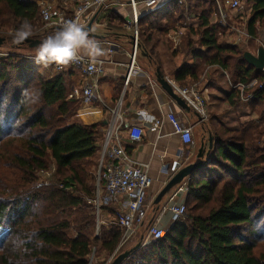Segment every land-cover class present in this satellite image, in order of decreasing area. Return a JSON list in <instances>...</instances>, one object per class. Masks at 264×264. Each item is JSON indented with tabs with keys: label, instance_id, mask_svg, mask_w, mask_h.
<instances>
[{
	"label": "trees",
	"instance_id": "obj_1",
	"mask_svg": "<svg viewBox=\"0 0 264 264\" xmlns=\"http://www.w3.org/2000/svg\"><path fill=\"white\" fill-rule=\"evenodd\" d=\"M37 1L0 0V32L11 31L0 38L14 51L0 57V264H88L91 254L105 264L122 231L109 225L95 234V184L88 173L94 161L97 166L104 124L74 120L81 103L67 98L72 70L46 76L54 64L17 53L28 48L11 35L23 20L32 25L27 39L40 38ZM247 1L254 35L256 26L264 28V0ZM214 5L170 0L145 13L138 19L137 50L161 71L157 40L176 30L184 12L200 7L197 28L186 27L180 51L166 41L176 66L172 77L185 86L216 66L252 95L243 104L254 118L235 129L215 124L202 165L185 179L183 220L167 227L163 238L131 248L122 264H264V252L257 251L264 242V71L248 65L236 46L218 42L223 25L210 22ZM99 19L107 20L114 36L124 35V20L115 12ZM56 30L48 29L43 39ZM239 102L231 91L229 105ZM50 163L53 182L35 186L37 173ZM102 211L109 216L114 208Z\"/></svg>",
	"mask_w": 264,
	"mask_h": 264
},
{
	"label": "crops",
	"instance_id": "obj_2",
	"mask_svg": "<svg viewBox=\"0 0 264 264\" xmlns=\"http://www.w3.org/2000/svg\"><path fill=\"white\" fill-rule=\"evenodd\" d=\"M108 10L115 12L122 19H124L126 15L130 16V10L128 8H109L96 16L91 30L94 35L98 36L96 39L102 42L101 47L105 50V55L99 58L104 62L103 73L98 81L99 100H95L88 105H81L74 120L83 124L102 122L104 124L102 128L103 138L107 124L112 121L116 115L119 117L121 121L123 145L126 151L135 161L148 166V176L151 183L146 198L147 200L153 201L168 180L178 170L183 168L179 159L183 150L186 149L180 143L178 136L173 134L172 127L165 117L166 114L169 112L174 113L181 120L182 124L191 128L193 137L191 146H195L196 140L199 142L198 149L194 148L193 151L196 156L202 144V133L207 134L208 121L203 124L204 122L200 121L195 112L192 110L185 112L176 105L156 81V70L158 69L160 71V69L154 63L150 62L148 56L140 53L138 50L135 55L134 66L129 75L131 53L133 50V43L130 37L131 34L125 32L124 35H113L114 32L107 27V20L99 19V17L105 15V12ZM68 13L70 14L71 10L68 11ZM140 13L142 16L147 13V11L141 7ZM192 25L188 26V24H185L180 28H182V30L186 27L194 28ZM96 28H101L102 33L97 35ZM178 30L180 31L178 28L174 31H170L165 38H159L156 43V50L161 59L160 72L166 80H170L174 83L176 82L172 77V73L176 66L167 49L168 47L166 48L164 46V48H162L161 46L163 44L161 42L163 40L165 43L168 41L172 46L170 37L175 32H178ZM106 43L114 45L111 53L107 52L108 47ZM211 69L213 70L211 71ZM63 70H72L73 72L69 92L72 87L79 88L88 81L69 66L64 67ZM209 71H211L210 74L212 77H210L208 81H204L206 78L202 80L199 83V90L202 91L206 99V110L209 111L211 125L214 126V124H218L226 128L235 129L238 127L239 121L231 110L235 111L239 109V107L238 105L233 107L228 105V95L232 91L231 83L226 77L225 72H222L221 69L211 67L207 72ZM221 85L226 88H220ZM224 104H227L228 108L221 111L220 108ZM223 112L228 113L227 117L221 118ZM154 120H158L161 123L160 128L156 131L149 128ZM229 122L230 124L226 125ZM133 125L140 126L143 130V136L139 143H130L127 141L126 131ZM101 142L102 139L99 142V146ZM192 156V148L188 147V164L198 161L196 156L195 159H191ZM165 197L162 199L163 203L161 206L155 209L156 211L158 210L156 216H158L161 207L168 201L180 199V196L177 195L176 188L175 190H171ZM161 223L169 227L171 225L169 216L164 215L161 219Z\"/></svg>",
	"mask_w": 264,
	"mask_h": 264
},
{
	"label": "built area",
	"instance_id": "obj_3",
	"mask_svg": "<svg viewBox=\"0 0 264 264\" xmlns=\"http://www.w3.org/2000/svg\"><path fill=\"white\" fill-rule=\"evenodd\" d=\"M164 3L170 0H162ZM186 0H177L178 4H185ZM217 9L222 11L221 7H229L231 10L240 8L238 0H213ZM161 0H77L71 13H68L63 7L56 9L51 3L40 0L37 2L39 15L42 23L46 28L57 29L62 21L79 18L84 26H87L91 18L95 14L111 9V8H128L130 16L124 17L123 27L130 31L133 43L131 53V64L129 67V75L132 71L137 52L138 39V19L141 17L140 8L143 7L147 12L163 5ZM221 14V13H220ZM188 16V20H189ZM187 19V18H186ZM182 35L181 29L175 32L170 41L172 49L177 50ZM102 44V42H100ZM108 53L112 52L113 44L106 43ZM0 52V57L5 56ZM34 61V58H31ZM58 71H62L64 67L69 66L78 72L82 77L88 80L85 84L78 87H72L67 95L68 99L78 100L81 105H88L95 100H99L98 81L103 73L104 62L98 59L93 63L87 59L79 62L69 63L68 65L55 64ZM264 71V68L263 70ZM173 91L185 101L193 112L197 114L200 121L203 122L207 118L206 99L202 92L194 87H180L176 83L167 80ZM127 82V81H126ZM231 85L232 91L237 92L240 103L248 101L252 95H244V87L242 84ZM116 115V114H115ZM166 119L170 123L173 134L178 136L183 147H191L193 143L191 128L182 124L181 120L174 114L169 112ZM161 123L154 120L150 129L156 131L160 128ZM127 141L130 143H139L143 136V130L140 126L133 125L126 131ZM191 155V154H190ZM95 181V197L91 201L97 221V229L102 225H114L121 229L122 235L118 246L111 255V259L123 251L124 246L133 239L139 229L144 226L146 216L149 210L146 194L150 187V178L148 176V166L146 164L135 161L126 151L123 145L121 121L116 115L105 128L102 142L99 146V156L94 174ZM186 188L183 184L177 188V195L180 199L168 201L161 207L158 216L154 221L147 225L146 234L142 237L141 245H147L150 242L159 240L166 233V226L161 223L164 215H168L171 224L181 222L185 215L184 194ZM112 206L114 212L112 215L106 216L109 222H105L102 218V207ZM107 264V263H105Z\"/></svg>",
	"mask_w": 264,
	"mask_h": 264
},
{
	"label": "rangeland",
	"instance_id": "obj_4",
	"mask_svg": "<svg viewBox=\"0 0 264 264\" xmlns=\"http://www.w3.org/2000/svg\"><path fill=\"white\" fill-rule=\"evenodd\" d=\"M39 1L40 0H38L37 2H39ZM43 1L51 3L52 6L54 8H56V9H59V8L63 7L64 6L63 2H65V8H67L68 11L72 10L74 8V6H75V3L77 2V0H43ZM238 1L240 3V8L239 9L231 10L229 7H221L222 11H220V12H219L218 9H214V11H213V13L211 15L210 22L212 24L216 23V24L223 25L222 26L223 28L219 29L217 31V34H216L219 43H225V44H230V45L236 46L237 50H239V52H240V54L242 56H243V54L245 52H248V53L256 56L257 50L260 47H263V44H264V28L261 25L260 26H256L254 35H251L249 33L247 25H248V21H249V18H250V16H249L250 3L247 0H238ZM162 3H164V2L161 1L160 4H162ZM214 7H216V5H214ZM200 10L201 9L199 7L196 10H191L190 12H186V13L184 12L182 14L180 24H178V25L175 24L176 28L181 29V32H182V35L180 37L179 46H178L177 50H179L181 48V46L183 45L184 36L186 34V28L182 30V28H180V27L184 26L185 24H188V26L193 24L192 26H194V28H197L195 25H197L196 24L197 23V16L199 15ZM188 16L190 17L189 20H188ZM39 22H40V28H39L38 31H36V34L40 38L37 39V40H43V37L45 36L44 32H46L48 30V28H46L44 26V24L42 23L41 19L39 20ZM123 29H124V32H126L127 34L130 33V31L126 30L124 27H123ZM9 32H11V31H9ZM9 32L5 33L3 31H1L0 32V37L4 38V36L10 35ZM101 33H102V29L101 28H96V34L99 35ZM161 43L163 44V45L161 44L162 48H164V46L166 48L168 47L166 45V43L164 42V40ZM0 52L3 53V54H6V53L14 52V51L11 49V47L8 44H5V45L0 46ZM15 52H17V51H15ZM34 52H35V49L34 50H32V49L29 50L28 48H22V49H18L17 53L20 54L21 57L26 58L28 61H32L33 62V60L31 58H34ZM51 64H53V63H51ZM211 67H214V68L218 69V67H216V66H211ZM211 67H208L207 69H205V71L198 78L197 81H194V82L191 81L185 86H183V85H179V86L180 87H194L199 92H202L201 90H199L200 89L199 83L202 80H204L205 78L206 79L204 81H208V79L210 77H212L210 73H211V71L213 69H211V71L207 72L209 70V68H211ZM51 72L58 73L60 71H58L55 68V65H54V68H51L49 72L44 70L43 74L47 76ZM222 72H223V70H222ZM225 74H226V77L228 78V80L230 82L231 81L230 80L231 77H230V75H228L229 73L225 72ZM207 76H209V77H207ZM220 88L224 89L226 87L221 85ZM228 105H229V103H228ZM228 105L224 104L220 108V110L223 111V110L227 109ZM237 105H238L239 109H236L235 111L231 110V112L236 115L239 123L243 122V121H247L251 117L254 118V116H250V108L245 107L244 104L243 103L240 104V102ZM231 107H233V106H231ZM227 115H228L227 112L226 113L223 112L221 114V118L222 117H227ZM210 119H211L210 118V114H209V111L207 110V118L203 121L204 122L203 124H205L208 121L207 134L206 133H202V137H203L202 144H204V146L206 148H207V141H208L209 135L212 136V133L214 132V126H215V124H214V126L211 125ZM228 124H230V122L227 123L226 125H228ZM221 126L226 128L223 125H221ZM192 139H193V137H192ZM198 144H199V142H198V140H196L195 141V146H191L192 153H193V156L191 157V159L192 158L195 159L196 155L194 154L193 151H194V148L198 149ZM179 162L182 163V165H183L182 167L188 165V148L183 150L182 155H181V157L179 159ZM54 171H55V168H54L53 164L50 163L48 165L47 169L37 173V179H36L34 185L38 186V185H41V184L44 185V184H50V182H53L52 176L54 174ZM95 171H96V168H95V161H94V166H92L90 168V171L88 173V181L93 183V184H95V181H94ZM184 182H185V180L180 185L183 186V184H184V186L186 188V184ZM178 187H179V185L174 187L172 190H175V188L177 189ZM186 190H187V188H186ZM185 194H186V192H185ZM185 194H184L183 199L185 198ZM147 203L149 205V210H148V213H147V216H146V220H145L144 226L141 229H139L138 232L136 233V235L133 237V239L130 240L124 246L123 251L124 250L129 251V250H131V248L133 249L137 244H139L141 242V236L144 237L145 234H146L147 225L151 224L154 221L153 217L157 213L158 210L157 211L155 210L156 207L153 205V201L152 200H147ZM162 203H163V200L160 202L159 206H161ZM159 206H158V208H159ZM100 214H102V218H100V220L105 218V222L106 223L109 222V220L106 217L107 215L106 214L104 215V212H102ZM97 221H98V218L96 217V227H97ZM102 226L108 227L109 225H102ZM98 232H99V228L97 229V231L95 230V234H98ZM257 251H258V253L264 252V242L260 243V245L258 246V250ZM121 253H119V254H121ZM111 257H109L106 260L107 264H109L115 258L114 257V258L111 259ZM102 258H103L102 256L101 257H94V254H91L88 264H91V263L92 264H99L101 262Z\"/></svg>",
	"mask_w": 264,
	"mask_h": 264
},
{
	"label": "clouds",
	"instance_id": "obj_5",
	"mask_svg": "<svg viewBox=\"0 0 264 264\" xmlns=\"http://www.w3.org/2000/svg\"><path fill=\"white\" fill-rule=\"evenodd\" d=\"M32 25L25 19L11 33L13 43L19 44L32 35ZM105 55L100 41L90 35L80 19L62 21L57 30L45 37L35 48L34 62L47 66L51 63L68 65L87 59L93 63Z\"/></svg>",
	"mask_w": 264,
	"mask_h": 264
},
{
	"label": "water",
	"instance_id": "obj_6",
	"mask_svg": "<svg viewBox=\"0 0 264 264\" xmlns=\"http://www.w3.org/2000/svg\"><path fill=\"white\" fill-rule=\"evenodd\" d=\"M97 14H95L87 26L85 28L89 30L90 35L97 38L98 36L94 35L91 30V26L94 23L96 19ZM42 40H33V39H26L23 41V43L27 44L28 48H36V46L41 42ZM4 39L0 38V46L3 45ZM243 58L246 61L248 65L251 67L262 71L264 68V47H260L257 50L256 56L245 52L243 54ZM156 81L162 88V90L176 103V105L183 111L189 112L191 111V108L185 103L183 99H181L172 89L168 81L165 79L163 74L157 69L156 70ZM212 146V138L209 135L208 141H207V148L210 150ZM206 147L204 144L201 145V147L198 150L196 158L198 159L197 162L188 164L178 170L164 185V187L159 191V193L156 195V197L153 200V205L158 208L160 202L162 201L163 197H165L174 187L180 185L195 169L199 168L202 165V158L205 154ZM140 246V243L137 244L133 249H137ZM129 251H124L121 254L117 255L109 264H122V262L129 256Z\"/></svg>",
	"mask_w": 264,
	"mask_h": 264
}]
</instances>
